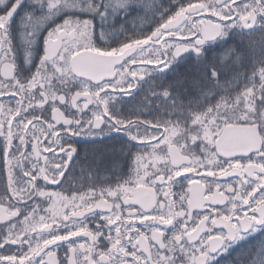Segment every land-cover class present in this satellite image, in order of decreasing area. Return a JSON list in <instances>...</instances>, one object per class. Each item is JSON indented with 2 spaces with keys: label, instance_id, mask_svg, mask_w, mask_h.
Instances as JSON below:
<instances>
[{
  "label": "snow or ice",
  "instance_id": "1",
  "mask_svg": "<svg viewBox=\"0 0 264 264\" xmlns=\"http://www.w3.org/2000/svg\"><path fill=\"white\" fill-rule=\"evenodd\" d=\"M0 76V264H264V0H0ZM120 133L129 179L48 190Z\"/></svg>",
  "mask_w": 264,
  "mask_h": 264
},
{
  "label": "flooded vegetation",
  "instance_id": "2",
  "mask_svg": "<svg viewBox=\"0 0 264 264\" xmlns=\"http://www.w3.org/2000/svg\"><path fill=\"white\" fill-rule=\"evenodd\" d=\"M17 63H23L21 58H18ZM34 71V69H33ZM0 79H3L2 76H0ZM129 100V104L127 107L133 108L136 106H139L141 102L147 104L148 101L145 100L144 95H136L135 99L131 98H125ZM83 101L81 100V103ZM58 106L61 107L63 110V106L59 105V102H57ZM91 107V106H90ZM49 118H51V110L49 108ZM155 115V113L153 114ZM43 139V138H42ZM75 140V146L78 148L80 153V159L82 160L85 156L89 160L95 159V158H102L104 163L101 165V167L98 170H95L94 173H89V171L85 170L82 174L81 168L76 167L74 171H70L67 175L69 179L65 181V183L61 187H57L54 185H50L48 190L49 191H62L64 195L71 197L73 193L75 192L76 195L81 194H87L90 191V188L92 190H95L97 194L99 193V190L101 188H115L117 186V182H123L124 180L129 179L130 176L134 175V170L137 167L135 156L137 153V149L133 148L131 151V154H129L127 148L123 151H121V145L124 144V142L127 140V138L124 136L123 133L120 134H114L113 138L108 139H100V138H91V137H76ZM135 143V142H133ZM183 143V141H181ZM188 145L192 148V150L199 152V148L195 145H192L191 141H188ZM115 149L118 151L119 156H113L111 154V151ZM30 150V146H29ZM167 151L165 147V152ZM181 152H183V149H181ZM45 155L51 156V153H47ZM130 156L133 157V163H130ZM110 157L118 158V162L111 164L110 163ZM152 161L145 160L144 163L149 164ZM159 166V165H158ZM91 175V179H89ZM5 180V177L3 175V168H2V161H0V186H2L3 181ZM41 184L44 182L41 180ZM187 182L183 181V189L181 186L175 185L172 187V199L178 200L180 194H182V191L186 189ZM111 200V198H109ZM48 207V203L45 202L42 205L40 214L43 213V209ZM138 207V206H137ZM20 219H23V217H20ZM18 222V221H17ZM3 222H0V226H2ZM96 227L95 222H92L89 224L90 230H94ZM220 229L217 228L216 231H219ZM77 241V243L86 242V237H80V238H73ZM67 250V245H65L61 249H57V259L63 260L64 264H67V260L65 259V253Z\"/></svg>",
  "mask_w": 264,
  "mask_h": 264
},
{
  "label": "trees",
  "instance_id": "3",
  "mask_svg": "<svg viewBox=\"0 0 264 264\" xmlns=\"http://www.w3.org/2000/svg\"><path fill=\"white\" fill-rule=\"evenodd\" d=\"M136 23H137V26H141V22L140 21H137ZM117 26H119V22H117ZM98 35H99V30H97V37H98ZM101 43H103V42L101 41ZM17 44L18 45H21L20 56L18 58H21L22 59V62H23L24 50H23V47H22V42L19 41V40H17ZM257 82H258V77H257ZM145 88H147V85H146ZM137 95L138 96L139 95H144V93L141 92V93H139ZM153 116L155 117V115H153ZM162 118L167 119L166 116H164ZM173 119H174V117H173ZM132 160H133V157L130 156V163H132ZM116 162H118V158L110 157V163L111 164H114ZM220 259H221V264H226V261L229 260V259H231V257L225 256V257H221Z\"/></svg>",
  "mask_w": 264,
  "mask_h": 264
},
{
  "label": "rangeland",
  "instance_id": "4",
  "mask_svg": "<svg viewBox=\"0 0 264 264\" xmlns=\"http://www.w3.org/2000/svg\"><path fill=\"white\" fill-rule=\"evenodd\" d=\"M111 154L113 155V156H119V153H118V151L117 150H115V149H113L112 151H111Z\"/></svg>",
  "mask_w": 264,
  "mask_h": 264
},
{
  "label": "bare ground",
  "instance_id": "5",
  "mask_svg": "<svg viewBox=\"0 0 264 264\" xmlns=\"http://www.w3.org/2000/svg\"><path fill=\"white\" fill-rule=\"evenodd\" d=\"M145 87H146V85H145Z\"/></svg>",
  "mask_w": 264,
  "mask_h": 264
}]
</instances>
